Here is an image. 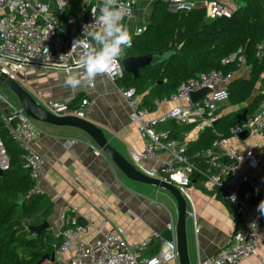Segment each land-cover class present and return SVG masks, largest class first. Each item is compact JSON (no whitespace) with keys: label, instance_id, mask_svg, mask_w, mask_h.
Returning <instances> with one entry per match:
<instances>
[{"label":"built area","instance_id":"built-area-1","mask_svg":"<svg viewBox=\"0 0 264 264\" xmlns=\"http://www.w3.org/2000/svg\"><path fill=\"white\" fill-rule=\"evenodd\" d=\"M72 0H0V74L16 81L17 73L35 66L60 69L66 67L76 70V62L80 51L73 49L75 39L81 38L84 27L88 30L99 28L94 23L91 12L99 8L102 0H80L75 11V29L67 31L62 16ZM137 0H120L128 9L124 17L135 20L134 6ZM167 5L170 11H179L195 7H203L208 20L232 15V0H159ZM144 30V26L136 25L131 35L133 38ZM264 47V38L257 44V54L260 55ZM126 47H124L125 49ZM245 46H239L229 55L223 57V64H236L245 67ZM118 58V69L107 81L115 86L126 100L131 121L138 126L144 141L140 151L133 153V171L139 175L154 178L175 187L185 201L192 207L193 223L197 226L194 204L189 191L192 175L195 171L194 163L189 159L187 142L194 139L207 126H211L218 118L219 104L228 99L227 85L233 74L224 75L221 70L199 72L181 81L177 89L168 96L154 99L151 106H139L135 89L118 87L116 79L123 74L121 58ZM231 78V79H230ZM93 85L85 88H93ZM208 88L209 91L191 101L190 92ZM174 103L165 112L152 116L162 103ZM92 101L83 97L77 107H72L62 100L49 103L50 117L88 119ZM173 121L176 124H193L190 131L182 133L180 138L169 136L167 129H160V125ZM0 123L8 138L20 150L22 166L34 181L31 193L39 192L40 175L43 166V156L35 146V138L42 133L22 109L12 106L0 93ZM248 136L260 137L257 146L251 145L247 138H240L243 132ZM230 136L236 137L239 148L229 141V137L213 139L210 147L200 153L208 163V175L205 179L212 189L221 191L225 201L236 206L234 214L243 215L241 227L233 233L231 239L223 247L199 264H238L240 261L252 257L264 264V216L253 210L250 198L253 192L264 189V100L251 117L243 119L230 129ZM68 140L67 143H73ZM260 148V149H259ZM164 157L157 165L147 166L146 160H152L158 154ZM227 156L225 161L222 157ZM242 162L250 168L256 177L253 192L247 198L239 195V186L235 182L236 163ZM10 167V157L0 134V170ZM235 196V200H233ZM108 219L96 220L87 217L82 221L73 220L69 225L62 226L58 232L59 242L55 247L53 264H169L178 257L175 240H163L159 231L151 234L139 242H128L126 236L121 235L108 226ZM173 222L166 227L175 230ZM161 239L159 249L146 254L153 239ZM65 258H61V257Z\"/></svg>","mask_w":264,"mask_h":264},{"label":"crops","instance_id":"crops-1","mask_svg":"<svg viewBox=\"0 0 264 264\" xmlns=\"http://www.w3.org/2000/svg\"><path fill=\"white\" fill-rule=\"evenodd\" d=\"M155 1L137 0L134 6L135 20H122L130 35L136 25L144 26L147 23ZM236 1L233 3L232 0L233 5ZM68 15L64 28L73 31L76 22L75 11L68 10ZM247 69V65L239 68L232 79L243 75ZM64 78L65 71L60 69L35 66L19 71L16 82L24 91L26 108L39 117L47 118L51 101L62 100L72 107H77L81 99L87 96L92 105L85 121L101 130L110 147L114 149L120 165L133 171V153L141 150L144 139L137 124L129 118L130 108L126 100L104 76L96 78L93 88L81 87L76 90L65 88ZM257 93L258 87L248 102ZM136 99L140 102L141 96H136ZM7 102L12 105L10 101ZM19 102L20 107L12 106L22 109L20 99ZM173 104L162 103L152 116L165 112ZM236 108L237 106L230 105L228 100H225L219 104L217 111L220 117ZM30 119L42 130L35 138V146L43 156L39 187L41 193L47 195L53 203L52 211L47 217L53 235L57 236L61 227L69 225L73 220L79 221L78 219L87 217L96 220L108 219L109 228L126 236L128 242H139L153 230L160 231L166 227L168 222L176 225L180 209L177 196L166 187L127 176L97 143L98 131L73 121L49 122L32 117ZM228 137L229 141L239 148L238 139ZM246 138L253 146L260 142V137ZM68 140L74 142L67 143ZM261 151L264 152V147ZM163 157L164 153H160L156 158L144 163L147 166L157 165ZM223 157L225 161L228 160L227 156ZM135 181L149 184L152 189L143 191ZM256 181L248 165L236 163L235 182L240 187V197L247 198L248 193L254 191ZM189 191L197 226L193 223L191 204L185 201L182 253L169 264H199L200 260L227 244L244 221L243 215L234 214L236 206L225 201L221 191L210 188L205 180L196 181L192 178ZM252 197L250 202L257 213L258 204L264 200V189L253 192ZM175 230L173 236L176 242ZM160 243L161 239H153L149 251L160 246ZM238 264L260 263L258 259L249 257Z\"/></svg>","mask_w":264,"mask_h":264},{"label":"trees","instance_id":"trees-1","mask_svg":"<svg viewBox=\"0 0 264 264\" xmlns=\"http://www.w3.org/2000/svg\"><path fill=\"white\" fill-rule=\"evenodd\" d=\"M237 1L229 18L208 20L203 7L170 11L156 0L144 30L132 38L124 56L168 51L170 54L161 63L140 68L137 77L123 72L116 79L118 87H132L135 95L141 96L139 106L154 109V99L172 94L181 81L199 72L221 70L225 76L236 72V64H223L221 59L239 46L246 47L248 69L227 85L228 103L237 108L187 142L186 153L196 168L192 175L196 181H204L209 173L208 163L200 153L210 147L213 139L230 136L231 127L251 117L264 100V47L257 54V44L264 38V0ZM68 16L66 10L62 19L66 22ZM257 87L259 93L248 102ZM159 128L167 129L170 137L180 138L193 124L170 121ZM0 134L10 157V167L0 174V264H53L38 261L55 249L59 236L52 234L50 226L39 234L28 229L29 225H39L47 219L53 203L44 193L30 192L34 181L22 166L20 150L1 126ZM158 248L146 252L152 254Z\"/></svg>","mask_w":264,"mask_h":264},{"label":"clouds","instance_id":"clouds-1","mask_svg":"<svg viewBox=\"0 0 264 264\" xmlns=\"http://www.w3.org/2000/svg\"><path fill=\"white\" fill-rule=\"evenodd\" d=\"M96 17V9L91 12L94 23L99 28L88 30L84 27L82 37L74 40L71 50L80 51L76 70L65 68L63 86L70 90L93 85L98 76L111 78L118 69V58L124 47H130L132 37L122 20L128 9L120 0H102ZM235 200V196L232 198ZM257 211L264 216V200L257 206Z\"/></svg>","mask_w":264,"mask_h":264},{"label":"water","instance_id":"water-1","mask_svg":"<svg viewBox=\"0 0 264 264\" xmlns=\"http://www.w3.org/2000/svg\"><path fill=\"white\" fill-rule=\"evenodd\" d=\"M246 51H247V49L245 48V53H246ZM169 54H170V51L158 52V53H152V54H146V55H140V56H131V55L123 56L121 58L122 69L124 72L131 73L134 77H137L139 75V69L140 68H144L148 65H155L157 63H161ZM0 80L3 81L11 89H13V91L18 95V97L21 101V107H22L23 111L27 115H29L30 117L35 118V119H40L43 121H49V122L73 121V122H76L80 125H83L85 127L92 128V129L98 131L99 132V139L97 140V143L99 144V146L102 149H104L106 151V153L111 157V159L119 166V168L127 176H129L133 179H136V180L147 182V183H150L153 185L163 186V187L170 189L177 196V198L180 201L178 220H177V223L175 226L176 227V230H175L176 235L175 236H176V245H177V249H178V254L180 255L182 253V238H183V234H184L186 203H185V199L182 197V195L179 193V191L175 187H173L172 185H170L168 183L162 182L160 180L150 178V177H146V176H142V175L135 173L134 171H129V170L125 169L122 165H120L119 161L117 160V157L115 156V153H114V149L112 147H110V145L108 143V139H106L103 136L100 129H98L94 125L90 124L89 122L82 120V119H78V118H65V117L55 118L54 116L47 117V118L46 117H39V116L31 113L25 106V101L23 98L24 97V91L19 87V84L15 80H13V79H11V78L3 75V74H0ZM208 91H209L208 88H201L199 90L190 92L191 101H196L199 97L205 95ZM247 136H248V133L245 131L240 135V138L244 139ZM2 172L3 171L0 170V174H2ZM49 225H50L49 221L47 219H44L42 221V223L39 225H29L28 229L39 234L45 228H49ZM159 236L163 240H167V241L175 240L174 236H173V231L168 229L167 227L161 228V230L159 231ZM44 260H48L49 262H54L55 251L53 250L50 253L43 255V257L38 262L41 263Z\"/></svg>","mask_w":264,"mask_h":264},{"label":"rangeland","instance_id":"rangeland-1","mask_svg":"<svg viewBox=\"0 0 264 264\" xmlns=\"http://www.w3.org/2000/svg\"><path fill=\"white\" fill-rule=\"evenodd\" d=\"M79 3H80V0H72L71 4L69 6H67V10L76 11L77 7L79 6ZM233 3H234V0H233ZM235 3L236 4H234L233 6H236L235 7V9H236L238 2L236 1ZM140 23H141V21L138 22V24H140ZM135 24H137V21L135 22ZM0 93L8 101H10L12 103V105H15L17 108L20 107V102H19L17 94L15 92H13L11 89H9V87L1 80H0ZM0 126L2 127L1 123H0ZM135 183L138 186H140L143 191H146L148 189H152V186H150L149 184H144V183H141L138 181H135ZM188 205H189V203H188Z\"/></svg>","mask_w":264,"mask_h":264},{"label":"bare ground","instance_id":"bare-ground-1","mask_svg":"<svg viewBox=\"0 0 264 264\" xmlns=\"http://www.w3.org/2000/svg\"><path fill=\"white\" fill-rule=\"evenodd\" d=\"M23 110V109H22ZM49 117H50V114H49Z\"/></svg>","mask_w":264,"mask_h":264}]
</instances>
